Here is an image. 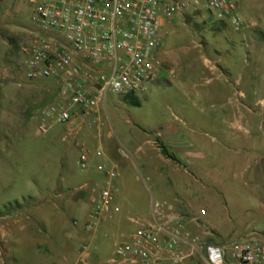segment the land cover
Instances as JSON below:
<instances>
[{"label": "rangeland", "instance_id": "374dc122", "mask_svg": "<svg viewBox=\"0 0 264 264\" xmlns=\"http://www.w3.org/2000/svg\"><path fill=\"white\" fill-rule=\"evenodd\" d=\"M185 1L161 27L164 69L137 103L109 93L102 126L88 115L42 131L35 115L59 84L23 76L18 47L33 28L31 5L0 0V264H106L123 228L136 225L128 217H147L152 197L175 209L183 207L175 196L189 203L192 213H181L198 240L182 264H207L208 244L264 236V0H234L238 29L205 0ZM110 162L121 210L87 232L93 189L105 180L98 164ZM209 217L233 231L206 227Z\"/></svg>", "mask_w": 264, "mask_h": 264}, {"label": "built area", "instance_id": "2783aa9c", "mask_svg": "<svg viewBox=\"0 0 264 264\" xmlns=\"http://www.w3.org/2000/svg\"><path fill=\"white\" fill-rule=\"evenodd\" d=\"M33 28L20 42L23 76L28 80L53 78L59 84L56 98L35 115L39 130L55 122L69 124L92 115L102 126V112L109 93H139L164 69L161 27L165 19L182 12L185 0H28ZM219 19L234 28L242 26L234 0H205ZM256 21L252 22L255 25ZM102 111V112H101ZM74 132L69 126L63 135ZM96 155L103 151L97 149ZM88 149L82 147L76 163L88 164ZM105 176L93 189L91 209L84 223L87 232L120 212L121 190L113 162L100 163ZM200 214H205L204 208ZM197 217H192L196 220ZM135 223L115 242L106 264H182L196 250L188 219L167 199L152 197L147 218L129 216ZM76 223V220H74ZM185 246L190 250L186 251ZM85 249L87 244L82 245ZM207 264H264V236L250 232L223 244L206 246Z\"/></svg>", "mask_w": 264, "mask_h": 264}, {"label": "crops", "instance_id": "0c3cea01", "mask_svg": "<svg viewBox=\"0 0 264 264\" xmlns=\"http://www.w3.org/2000/svg\"><path fill=\"white\" fill-rule=\"evenodd\" d=\"M167 22H170V19H165L164 20V22H163V25H165ZM172 153L175 155V157H176V159H178V161H180V162H182V159H181V157L179 156V152H174V151H172ZM168 160L169 159H166L164 162H165V164H166V166H171V164L168 162ZM151 169H153V170H156L157 168H156V166L154 165V163H152V165H151ZM171 169L172 170H174V169H177L175 166H172L171 167ZM175 198H176V200H178L179 202H182V206L183 207H176L177 209V211L178 212H191L192 213V211H191V208H190V206H189V203L188 202H185L184 201V199L182 200V198L183 197H181V196H175ZM150 212V211H149ZM148 217V216H147ZM147 217H143V218H147ZM204 224L206 225V227H208V228H212V229H214V230H216V231H221V229H222V231L223 232H225L226 234H230L231 233V228L230 227H228V226H226V227H224V224H218V223H216L215 221H214V219H213V217H209V218H206L205 220H204ZM123 231H129V228L127 227V226H125L124 228H123ZM233 231V230H232ZM250 232H255V231H253V230H251ZM250 232H246L245 234H247V233H250ZM245 234H243V235H245ZM243 235H237V236H235V237H233L232 239H230V240H228L227 242H224V243H228V242H230L231 240H233V239H235V238H238V237H240V236H243ZM212 244H223V243H212ZM85 261V260H84Z\"/></svg>", "mask_w": 264, "mask_h": 264}, {"label": "trees", "instance_id": "16d2710c", "mask_svg": "<svg viewBox=\"0 0 264 264\" xmlns=\"http://www.w3.org/2000/svg\"><path fill=\"white\" fill-rule=\"evenodd\" d=\"M127 99H129L132 103H137V99L135 94L133 93H127L124 95ZM160 149L162 151V153L170 158L175 159L176 157L174 156V154L163 144L160 143Z\"/></svg>", "mask_w": 264, "mask_h": 264}]
</instances>
